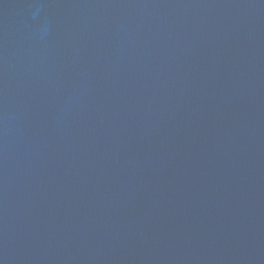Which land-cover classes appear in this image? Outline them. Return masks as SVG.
<instances>
[{
    "label": "water",
    "instance_id": "1",
    "mask_svg": "<svg viewBox=\"0 0 264 264\" xmlns=\"http://www.w3.org/2000/svg\"><path fill=\"white\" fill-rule=\"evenodd\" d=\"M0 264H264V0H0Z\"/></svg>",
    "mask_w": 264,
    "mask_h": 264
}]
</instances>
